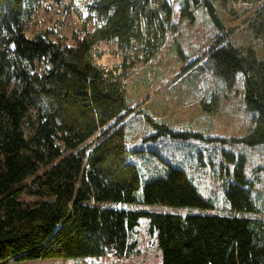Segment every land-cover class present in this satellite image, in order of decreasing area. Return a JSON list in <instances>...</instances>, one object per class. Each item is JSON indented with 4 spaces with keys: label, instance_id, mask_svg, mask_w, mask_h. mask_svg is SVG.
Masks as SVG:
<instances>
[{
    "label": "trees",
    "instance_id": "1",
    "mask_svg": "<svg viewBox=\"0 0 264 264\" xmlns=\"http://www.w3.org/2000/svg\"><path fill=\"white\" fill-rule=\"evenodd\" d=\"M244 2L256 6L246 31L264 42V0ZM26 3L0 0V264L104 257L110 251L123 257L136 249L130 237L142 219L157 236L162 264H264V221L160 211L210 204L183 170L143 181L128 161L123 120L138 108L125 90L129 73L98 65L94 52L114 41L125 71L135 49L153 59L163 41L151 31L171 15L168 1L95 0L88 5L95 29L75 46L52 41L50 31L28 37ZM202 4L217 29L202 56L227 83L242 73L246 108L258 113L244 141L264 144V57L236 44L216 0ZM186 16L191 14L184 10ZM242 167L240 162L235 169L228 201L234 211L255 214ZM25 192L36 199L26 203Z\"/></svg>",
    "mask_w": 264,
    "mask_h": 264
},
{
    "label": "rangeland",
    "instance_id": "2",
    "mask_svg": "<svg viewBox=\"0 0 264 264\" xmlns=\"http://www.w3.org/2000/svg\"><path fill=\"white\" fill-rule=\"evenodd\" d=\"M94 1L27 0L25 34L33 37L50 31L52 41L61 38L63 43L75 46L87 30L95 29L94 22L88 21V5ZM167 1L171 15L151 31L163 41L153 59L146 60L135 49L125 71L123 53L114 41L100 43L94 52L98 65L119 74L129 73L123 81L125 90L132 105L138 108L123 120L126 147L130 152L128 161L137 166L143 181L164 177L172 168L183 170L210 204L207 209L158 207L160 211L264 221V144L250 146L244 141L256 126L258 113L246 108L242 73L235 74L227 83L208 57L202 56L217 33L203 0ZM216 5L225 15L228 28L234 30L236 44L252 47L259 57H264V42L255 41L244 25L256 6L247 7L244 0H216ZM184 10L191 16L182 18ZM86 21L89 23L85 29ZM145 115L156 124L166 126L168 132L148 123ZM24 131L27 137L32 135L28 123ZM96 140L94 136L92 141ZM240 162L248 182L245 188L256 203L255 214L234 211L228 201L227 193L235 183V169ZM28 186L32 187V183ZM25 193L22 199L26 203L36 199L34 194ZM138 196L141 197L140 191ZM135 207L146 210L139 205ZM125 208L131 209L129 205ZM130 239L137 241V247L123 257L110 251L104 257L11 261L9 264H162L157 236L149 233L147 219L140 221Z\"/></svg>",
    "mask_w": 264,
    "mask_h": 264
},
{
    "label": "built area",
    "instance_id": "3",
    "mask_svg": "<svg viewBox=\"0 0 264 264\" xmlns=\"http://www.w3.org/2000/svg\"><path fill=\"white\" fill-rule=\"evenodd\" d=\"M92 152V148L89 150V153H91ZM87 170H88V167H87ZM30 187V186H29ZM32 187H34V185H32Z\"/></svg>",
    "mask_w": 264,
    "mask_h": 264
}]
</instances>
